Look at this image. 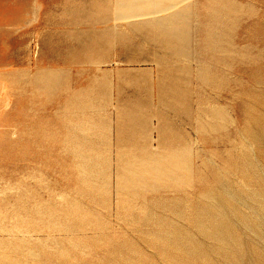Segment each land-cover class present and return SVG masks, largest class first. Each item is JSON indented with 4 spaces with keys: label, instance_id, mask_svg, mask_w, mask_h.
<instances>
[{
    "label": "rangeland",
    "instance_id": "rangeland-1",
    "mask_svg": "<svg viewBox=\"0 0 264 264\" xmlns=\"http://www.w3.org/2000/svg\"><path fill=\"white\" fill-rule=\"evenodd\" d=\"M52 2L178 107L109 122L105 70H44L34 28L38 69L0 70V264H264V0Z\"/></svg>",
    "mask_w": 264,
    "mask_h": 264
},
{
    "label": "crops",
    "instance_id": "crops-1",
    "mask_svg": "<svg viewBox=\"0 0 264 264\" xmlns=\"http://www.w3.org/2000/svg\"><path fill=\"white\" fill-rule=\"evenodd\" d=\"M59 7H54L52 0H0V70H37L31 55V44L39 41L34 28L44 26V70H105L108 74L109 94L104 108L109 122L121 126L127 116L146 113L154 123L157 122L159 108L171 116L175 113L178 97L171 80L167 81L168 88L159 91L157 70H149L148 67L146 70H130L128 67L133 65L135 58L117 54L118 49L124 48L116 46L108 35L110 29L99 30L88 36L86 41L79 29L84 22L54 18V12L60 10ZM103 26L110 28L112 25ZM142 50L139 58L142 62L148 66L159 65V58L150 53L152 49L149 46ZM85 54L92 59L91 66L84 65ZM113 59H119L125 65L107 67ZM183 70H188V79H184L187 93L184 94L183 104L190 114L191 108L195 110L196 105L195 79L191 82L190 64L184 65ZM166 96L168 104L164 100ZM165 107L166 110H163Z\"/></svg>",
    "mask_w": 264,
    "mask_h": 264
}]
</instances>
